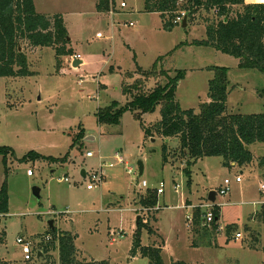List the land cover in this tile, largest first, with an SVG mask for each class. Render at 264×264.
<instances>
[{
	"label": "rangeland",
	"instance_id": "obj_1",
	"mask_svg": "<svg viewBox=\"0 0 264 264\" xmlns=\"http://www.w3.org/2000/svg\"><path fill=\"white\" fill-rule=\"evenodd\" d=\"M98 1L34 0L36 11L52 23L54 17H63L68 48L88 64L73 67L74 55L58 62L52 48H33L22 41L33 75L0 78V147L11 149L6 159L0 155V191L6 188L9 196V214L0 216V264H60L55 246L42 258L24 262L16 243L22 237L32 242L35 251H43L50 222L57 234L77 236L78 262L149 264L148 259L131 255L141 220L157 233L150 236L143 228L142 245L162 246L164 264H264L260 192L264 144L251 146L254 160L245 167L225 168L219 157L199 160L191 169L189 188L185 160L170 155L164 165V146L169 153L176 151L178 139L146 137L135 117L140 114L146 127H154L161 120V106L145 112L134 104L136 92L125 90L143 73L154 71L155 77L143 87L148 94L183 71L176 102L183 110L198 111L201 103L209 101V83L216 70L225 69L228 113L260 114L264 113V74L241 69L235 57L196 44L207 40L206 28L216 19L213 12L198 10L187 27L169 28L170 15L146 12L143 0H126L129 13L112 16L97 14ZM100 109L120 113L115 122L100 123ZM32 152L45 159L30 160ZM88 152L94 156L86 157ZM116 155L123 164L117 163ZM111 163L113 168L108 166ZM139 163L144 167L142 175ZM83 170L88 176L103 174L93 190L88 189L92 181L82 177ZM237 177L241 183H236ZM225 179L232 183L228 194L216 201L220 231L197 233L187 220L192 209L180 206L186 199L207 202L210 190H219ZM160 184L165 194L158 196L157 207L140 210L135 205L137 195H146ZM34 188L40 189V201ZM237 234L242 237L237 239ZM49 236L52 242L53 235Z\"/></svg>",
	"mask_w": 264,
	"mask_h": 264
},
{
	"label": "trees",
	"instance_id": "obj_2",
	"mask_svg": "<svg viewBox=\"0 0 264 264\" xmlns=\"http://www.w3.org/2000/svg\"><path fill=\"white\" fill-rule=\"evenodd\" d=\"M144 1L146 12H160L164 15L174 14L179 10L178 0ZM99 2L97 6L99 11L108 10L107 0ZM181 9L188 13L187 23L190 17L201 9L215 15V21L206 28L207 40L197 42V45L210 46L235 57L241 69L258 70L264 74V0H185ZM174 26L171 21L168 23L169 28ZM68 38L63 17H54L52 23L46 16L36 11L34 0H0V78H26L33 75L29 70L28 55L21 50L22 41L29 42L33 48H52L57 61L60 62L61 59L74 55L72 49L68 48L70 44ZM110 70L114 71L113 68ZM162 75L166 76L167 73L163 71ZM142 76L125 90L136 92L134 104L143 108L145 112H154L156 106L160 105L161 120L154 127H146L140 114L135 117L141 122L146 137L178 139L179 147L176 151L169 153L167 146H164V165L169 163L170 155L172 158L185 160L184 174L188 179V187L192 183V167L204 158H222L225 168L245 167L253 162L254 155L250 147L264 144V113L251 115L228 113L229 84L225 69L216 70L215 77L209 83V101L201 103L198 111L183 110L176 102L177 86L184 78L185 72L180 71L174 79L168 77L169 81L164 87L158 85L148 94L143 92L145 91L143 87L150 78L155 77V72L143 73ZM119 113L114 114V110L111 109H100L98 121L113 123ZM9 152L10 148L0 147V155H3L4 159ZM27 158L45 159L35 152L29 153ZM49 160L52 161V158ZM260 166L264 167V158ZM135 205L140 210L148 211L157 207V189L148 190L146 195L139 193ZM214 212L215 221L211 230L218 232L220 208L216 207ZM7 214L9 196L6 188H3L0 191V216ZM157 214L155 222L158 220ZM201 215V210H194L192 225L197 233L210 230L208 226H204ZM143 228L150 236L157 234L149 222L139 221L131 250L132 257L148 259L149 264H164L162 246L142 245L140 233ZM230 232L231 227H228L227 234ZM49 234L53 235L52 242L41 243L43 254L48 252L52 245L59 251L60 264H95L77 261L75 246L77 236L68 232L57 234L51 228L47 236Z\"/></svg>",
	"mask_w": 264,
	"mask_h": 264
},
{
	"label": "built area",
	"instance_id": "obj_3",
	"mask_svg": "<svg viewBox=\"0 0 264 264\" xmlns=\"http://www.w3.org/2000/svg\"><path fill=\"white\" fill-rule=\"evenodd\" d=\"M108 1V10L106 11H99L97 12L98 15H116V14H125V13H129L128 12V3L126 0H107ZM144 1V0H143ZM185 0H178L177 1V6L178 9L176 12H174V14H170V13H166L168 15H170V21L175 24V25H179V24H183L185 20L188 19V13L185 10L181 9V6L184 4ZM98 4H100V2L98 1ZM144 6H145V1H144ZM125 24L129 25L130 27L134 26L133 22H126ZM102 34H97V38H101ZM81 61L82 57L80 55H74L73 57V62L74 61ZM93 153L88 152L86 154V157H93ZM115 160L117 161L118 164H123V158L120 157L119 155L115 156ZM110 168H113L115 166V164L111 163L108 165ZM129 172H132V168L129 170ZM28 175L32 176L33 172L31 170L28 171ZM91 178L92 184L88 185V189L89 190H93L96 187V184L100 183L102 181L103 178V174L99 175L98 173H93L91 174V176H86ZM66 182H68L69 180L66 178L64 179ZM242 180L240 177L236 178V183H241ZM232 181L229 179H225L224 184L222 185V187L219 190H214L216 191V197L218 198L219 196H226L230 190V186H231ZM142 187L143 188H147L148 187V183L146 181L142 182ZM178 185H176V189H178ZM157 192H158V196L159 195H164L165 194V188L163 184H160V188H157ZM260 192L262 193V195H264V182L261 183L260 185ZM216 198V201H217ZM216 201L210 202L209 200L207 202L198 204V205H187V203L185 202L183 205L180 206L181 209H192V211L199 209L201 210L202 213V218H203V224L204 226H208L210 229L212 227V223L215 221V212L214 209H216V207L220 208L219 205L216 204ZM262 204L264 205V202H262ZM158 210V209H157ZM194 213V212H193ZM187 220L191 221L193 223V214L187 216ZM220 227H219V231H220ZM113 235H115V233H112ZM118 236H120L121 238L123 237L122 233H119ZM242 237L241 234H237L236 238L240 239ZM46 241L50 242L51 241V237L47 236L46 237ZM113 241H115L113 239ZM16 243L18 244V246L21 248L22 250V254H23V258H24V262H31L33 260L34 257L38 258V254L42 253V250H37L35 251L32 245L31 241H28L22 237H19L16 240ZM43 254V253H42Z\"/></svg>",
	"mask_w": 264,
	"mask_h": 264
},
{
	"label": "water",
	"instance_id": "obj_4",
	"mask_svg": "<svg viewBox=\"0 0 264 264\" xmlns=\"http://www.w3.org/2000/svg\"><path fill=\"white\" fill-rule=\"evenodd\" d=\"M188 23H187V20H185L184 21V23H183V27H187L188 25H187ZM68 40H70L69 38H68ZM82 64V61H74V63H73V67H79L80 65ZM143 170H144V167H143V164L142 163H139V174L140 175H142L143 174ZM86 176H87V173L83 170L82 171V177L83 178H86ZM33 194H34V196H35V198L38 200V201H40V199H41V196H40V189H37V188H34V192H33ZM216 191H211L210 192V194H209V197H208V200L210 201V202H215L216 201ZM140 218V217H139ZM139 218H138V221H139ZM50 228L52 229V230H54V227H53V223L52 222H50ZM38 258H42V253H39L38 254Z\"/></svg>",
	"mask_w": 264,
	"mask_h": 264
},
{
	"label": "crops",
	"instance_id": "obj_5",
	"mask_svg": "<svg viewBox=\"0 0 264 264\" xmlns=\"http://www.w3.org/2000/svg\"><path fill=\"white\" fill-rule=\"evenodd\" d=\"M78 55H80V54H78ZM82 64L81 65H84V64H88L87 62H85V60L82 58ZM81 65L79 66V67H81ZM250 149H251V147H250ZM262 167V166H261ZM264 175V171H262V176ZM264 177V176H263ZM192 184V183H191ZM189 188H191V185L189 186ZM214 190V189H213ZM212 189L210 190V192L211 191H213ZM210 194V193H209ZM209 197V196H208ZM205 202V200H204V198H202V200H200V202L198 203V204H201V203H204ZM186 203H187V205H198V204H194L193 203V201L192 200H190V199H186ZM194 212V211H193Z\"/></svg>",
	"mask_w": 264,
	"mask_h": 264
}]
</instances>
